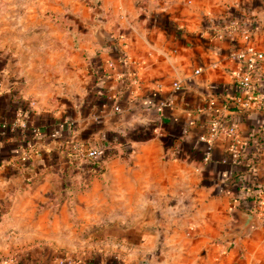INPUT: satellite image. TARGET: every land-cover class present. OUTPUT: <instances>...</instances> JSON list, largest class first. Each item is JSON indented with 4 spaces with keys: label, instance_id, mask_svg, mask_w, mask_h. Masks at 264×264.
Instances as JSON below:
<instances>
[{
    "label": "crops",
    "instance_id": "obj_1",
    "mask_svg": "<svg viewBox=\"0 0 264 264\" xmlns=\"http://www.w3.org/2000/svg\"><path fill=\"white\" fill-rule=\"evenodd\" d=\"M20 1L0 0V264H264L230 136L208 157L201 139L217 116L242 152L261 135L245 179L264 199V58L249 90L235 54L241 28L264 51V0H97L102 25L37 23ZM81 145L112 150L100 173L70 166ZM91 237L112 245L84 257Z\"/></svg>",
    "mask_w": 264,
    "mask_h": 264
},
{
    "label": "built area",
    "instance_id": "obj_2",
    "mask_svg": "<svg viewBox=\"0 0 264 264\" xmlns=\"http://www.w3.org/2000/svg\"><path fill=\"white\" fill-rule=\"evenodd\" d=\"M211 28L215 31L214 35L216 37L223 38L225 36V32L230 29V26L220 25L218 22H214ZM253 35L254 34L252 29L241 28V36L246 41V44L244 45V47H241L235 53L236 56L241 59H244L247 62V71L246 73L240 76L238 85L239 87L249 90L252 87L253 81L257 79L258 76V61L259 59L264 58V51H258L252 42ZM253 97L254 95L250 93L248 95V101H252ZM165 104L166 101H162L161 107H163ZM220 133H225L230 136L229 154L232 159V162H240V144L242 143L241 131L234 125L224 126L222 116L215 117V119H213V121L211 122L208 134H204L201 136V139L208 142V153L206 157L209 156L212 140L215 138V136L219 135ZM110 154L111 153H109L108 146L89 147L81 145L75 149L74 159L79 162V169H81L82 171L87 170L89 172V165L98 160L100 157H103V159H105ZM251 169H255V164L251 167ZM263 205L264 199L260 196L256 203V208L258 209V212H261V210H263Z\"/></svg>",
    "mask_w": 264,
    "mask_h": 264
},
{
    "label": "rangeland",
    "instance_id": "obj_3",
    "mask_svg": "<svg viewBox=\"0 0 264 264\" xmlns=\"http://www.w3.org/2000/svg\"><path fill=\"white\" fill-rule=\"evenodd\" d=\"M94 1L97 0H21L20 1V9L21 14L23 10L29 9L33 11V14L37 19L35 22H43V19L52 18L53 22L60 21V18L63 14H65V19L69 24H74L76 20V11H82L84 15V22L85 24L89 25H102L104 22V15L102 12L95 13L97 10V5H94ZM99 2V1H98ZM89 240L81 241V247L79 250L81 251L82 255L85 257L89 255L90 251L98 250V248H104L106 245L111 246V242L107 244L108 241L102 243L101 241L94 239L93 237L88 238ZM116 245L121 247L123 243L116 242ZM115 247V245H114ZM100 258L103 259V256L100 253ZM115 256V255H114ZM69 259L72 263H79V256L71 257ZM118 258V257H117ZM253 261V263L259 262Z\"/></svg>",
    "mask_w": 264,
    "mask_h": 264
},
{
    "label": "trees",
    "instance_id": "obj_4",
    "mask_svg": "<svg viewBox=\"0 0 264 264\" xmlns=\"http://www.w3.org/2000/svg\"><path fill=\"white\" fill-rule=\"evenodd\" d=\"M99 72L102 74L101 71ZM25 111V109L21 110V115H24ZM259 141H261V135H258V133L255 132L253 136L249 138V148L247 150L245 149V151L243 152L240 148V162L233 163L235 166V170L233 172V177H235L234 182L237 184L239 191V197L237 198L241 200L239 205L253 213L258 212V209L256 208V203L259 199L260 193L263 192V188L256 181L245 179V174L246 172L251 170V167L257 162L256 153L258 152ZM244 144L246 145L247 143ZM241 145L244 146L243 143ZM109 153H112V150H110ZM102 160L103 157H100L98 160L89 165L88 170L91 175L100 173L103 170L100 167V162ZM71 162V167H78L79 162H77L75 159H72ZM242 202H245V204Z\"/></svg>",
    "mask_w": 264,
    "mask_h": 264
},
{
    "label": "water",
    "instance_id": "obj_5",
    "mask_svg": "<svg viewBox=\"0 0 264 264\" xmlns=\"http://www.w3.org/2000/svg\"><path fill=\"white\" fill-rule=\"evenodd\" d=\"M237 210H241V209L238 208ZM242 211L246 212L250 217L254 216V214L252 212H250V211H245V210H242Z\"/></svg>",
    "mask_w": 264,
    "mask_h": 264
}]
</instances>
